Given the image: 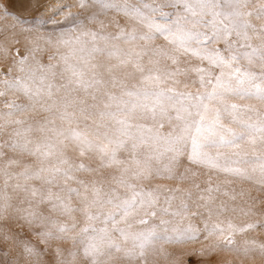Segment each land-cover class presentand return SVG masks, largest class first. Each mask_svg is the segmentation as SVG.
Here are the masks:
<instances>
[{
  "label": "snow or ice",
  "instance_id": "1",
  "mask_svg": "<svg viewBox=\"0 0 264 264\" xmlns=\"http://www.w3.org/2000/svg\"><path fill=\"white\" fill-rule=\"evenodd\" d=\"M12 3L0 264H148L201 237L264 255L241 187L264 192V0H79L31 24Z\"/></svg>",
  "mask_w": 264,
  "mask_h": 264
},
{
  "label": "rangeland",
  "instance_id": "2",
  "mask_svg": "<svg viewBox=\"0 0 264 264\" xmlns=\"http://www.w3.org/2000/svg\"><path fill=\"white\" fill-rule=\"evenodd\" d=\"M46 1V6H39L34 12H29V10H27V12L16 11V14L28 20L29 24H31L37 19H46L49 16H53L54 11L58 9L63 11H71L72 13H78L82 11L79 8V0ZM55 18L59 20L62 19V16L55 15ZM46 27L51 28V25ZM0 39H3V37H0ZM23 43L24 41L21 38V45L9 44V47L13 48V50L15 48H21V54L23 55ZM0 71H6L4 62L2 60H0ZM162 183L174 184L175 182L162 181ZM241 187L246 190H250L253 197H258L260 200H264V192H258L249 184H243ZM259 206L264 207V204ZM242 219L248 218L242 217ZM251 219H256V217H252ZM251 236L264 240V231L256 230L251 233ZM237 240L238 243H242L240 237H237ZM210 243L211 241H206L203 239V237H201L198 240L166 244L164 245V248L167 256L162 257L156 253H150L148 256V264H264V255H261L258 251L250 253L247 256L243 255L242 253H236L227 249H221L215 253H211L208 250ZM2 247L3 245H0V248ZM0 258L7 259L4 257V253L2 251H0Z\"/></svg>",
  "mask_w": 264,
  "mask_h": 264
},
{
  "label": "bare ground",
  "instance_id": "3",
  "mask_svg": "<svg viewBox=\"0 0 264 264\" xmlns=\"http://www.w3.org/2000/svg\"><path fill=\"white\" fill-rule=\"evenodd\" d=\"M46 2H47L46 0H13V3L11 5V11H13L15 13H16V11L27 12V10H29V12H34L37 7H39L41 5L46 6V4H47ZM21 14H23V13H21Z\"/></svg>",
  "mask_w": 264,
  "mask_h": 264
}]
</instances>
